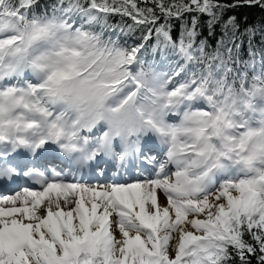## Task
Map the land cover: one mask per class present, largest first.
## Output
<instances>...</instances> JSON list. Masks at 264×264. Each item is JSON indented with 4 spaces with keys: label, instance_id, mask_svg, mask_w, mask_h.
Wrapping results in <instances>:
<instances>
[{
    "label": "snow or ice",
    "instance_id": "obj_1",
    "mask_svg": "<svg viewBox=\"0 0 264 264\" xmlns=\"http://www.w3.org/2000/svg\"><path fill=\"white\" fill-rule=\"evenodd\" d=\"M20 180L0 264H264V0H0V183Z\"/></svg>",
    "mask_w": 264,
    "mask_h": 264
},
{
    "label": "bare ground",
    "instance_id": "obj_2",
    "mask_svg": "<svg viewBox=\"0 0 264 264\" xmlns=\"http://www.w3.org/2000/svg\"><path fill=\"white\" fill-rule=\"evenodd\" d=\"M54 167H56L57 168V170H60L61 168H63V166L62 165H60V164H56ZM49 172H51V168H49ZM129 171H132V173L136 176V175H138V173H137V171L136 170H131V169H129L128 171H125L124 169H117L115 172H112V173H110V176H108L109 178H110V180H113V178L112 177H118V176H121V177H127V172H129ZM86 174L87 173V176H90V177H87L86 178V181H84V182H82V183H91V184H97V183H103L104 182V180H105V177H101V180H103V181H101V182H98V181H96V180H94L95 179V177L93 176V175H91V172H90V169H88V168H84V169H82V170H79V171H77L76 169H75V167H73L72 168V172H71V174H69V173H67V171H62L61 172V175L62 176H67V178H69V179H74V180H76V182L77 181H81V179H80V177L83 175V174ZM144 175H147V172H144L143 173ZM126 179H128V178H126ZM114 180H117V179H114ZM110 182V181H109ZM15 193V192H14ZM13 193V194H14ZM13 194H11V195H13ZM7 196V195H6ZM163 199V198H162Z\"/></svg>",
    "mask_w": 264,
    "mask_h": 264
},
{
    "label": "trees",
    "instance_id": "obj_3",
    "mask_svg": "<svg viewBox=\"0 0 264 264\" xmlns=\"http://www.w3.org/2000/svg\"><path fill=\"white\" fill-rule=\"evenodd\" d=\"M240 11H242L245 15H248L251 13V15L255 18V20L258 22L259 21V18H260V13H259V10L257 9H247V8H244V9H241ZM120 22V18L119 17H112L109 19L108 23L111 24V25H115L116 23ZM128 23H131V21H127ZM175 31V29H174ZM220 29L217 28V33H219ZM136 36H139V32L136 33ZM127 39H129V42H131V38H128L126 37ZM244 40V43H243V52H242V55L245 54L248 50V37H244L243 38ZM237 42H239V39L237 40ZM214 43V41H213ZM259 43H260V37L259 36H256L253 40V47L254 48H258L259 47ZM146 58H154L153 57V52H152V49H151V46H149V49L148 51L146 52ZM248 57L245 55V59H247ZM157 60H159V58H156Z\"/></svg>",
    "mask_w": 264,
    "mask_h": 264
},
{
    "label": "rangeland",
    "instance_id": "obj_4",
    "mask_svg": "<svg viewBox=\"0 0 264 264\" xmlns=\"http://www.w3.org/2000/svg\"><path fill=\"white\" fill-rule=\"evenodd\" d=\"M163 64H164V63H163ZM164 69L167 70V68H162V70H164ZM98 182H101V181H98ZM128 182H129V181H128ZM134 182H135V181H134Z\"/></svg>",
    "mask_w": 264,
    "mask_h": 264
}]
</instances>
